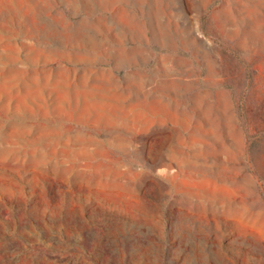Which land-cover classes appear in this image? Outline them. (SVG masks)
Here are the masks:
<instances>
[{
	"label": "rangeland",
	"instance_id": "rangeland-1",
	"mask_svg": "<svg viewBox=\"0 0 264 264\" xmlns=\"http://www.w3.org/2000/svg\"><path fill=\"white\" fill-rule=\"evenodd\" d=\"M0 264H264V0H0Z\"/></svg>",
	"mask_w": 264,
	"mask_h": 264
}]
</instances>
